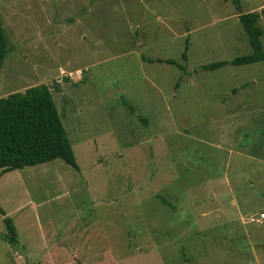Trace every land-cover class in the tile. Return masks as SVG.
Listing matches in <instances>:
<instances>
[{
    "label": "rangeland",
    "instance_id": "rangeland-1",
    "mask_svg": "<svg viewBox=\"0 0 264 264\" xmlns=\"http://www.w3.org/2000/svg\"><path fill=\"white\" fill-rule=\"evenodd\" d=\"M243 12L264 51V0H0V98L46 86L79 167L0 172V264H264V63L202 69Z\"/></svg>",
    "mask_w": 264,
    "mask_h": 264
},
{
    "label": "trees",
    "instance_id": "trees-1",
    "mask_svg": "<svg viewBox=\"0 0 264 264\" xmlns=\"http://www.w3.org/2000/svg\"><path fill=\"white\" fill-rule=\"evenodd\" d=\"M251 53L230 62H217L202 66L213 71L227 65L241 66L264 63V51L260 38L262 30L257 26L255 12H243L238 16ZM187 41L181 56L186 61ZM8 53L7 41L0 22V69ZM146 61V59H143ZM149 63H165L183 69L173 60H147ZM58 91V86H54ZM61 160L74 170H79L73 149L62 125L58 110L46 86H38L22 93L9 94L0 98V172L8 173L26 167ZM0 213L4 211L0 207ZM6 234L3 237L9 245L17 243L13 221L4 219Z\"/></svg>",
    "mask_w": 264,
    "mask_h": 264
},
{
    "label": "built area",
    "instance_id": "built-area-1",
    "mask_svg": "<svg viewBox=\"0 0 264 264\" xmlns=\"http://www.w3.org/2000/svg\"><path fill=\"white\" fill-rule=\"evenodd\" d=\"M68 76H69V75H68ZM71 77H72V76H71ZM62 78H64V77H63V76H60V78L57 79V82L60 83V82L63 80ZM258 220H259V221H264V214H262V213L259 214V216H258ZM252 221H253V220H252Z\"/></svg>",
    "mask_w": 264,
    "mask_h": 264
}]
</instances>
